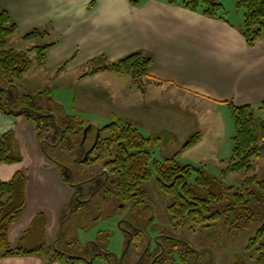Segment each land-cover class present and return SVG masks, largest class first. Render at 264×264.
Listing matches in <instances>:
<instances>
[{"label":"crops","instance_id":"obj_1","mask_svg":"<svg viewBox=\"0 0 264 264\" xmlns=\"http://www.w3.org/2000/svg\"><path fill=\"white\" fill-rule=\"evenodd\" d=\"M3 9L19 27L9 38L10 47L27 50L44 41L54 42L46 50L43 66L53 69L67 64L53 79L71 72L75 73L76 84L101 79L99 84L83 85L75 101L78 106L96 107L102 100L108 119L116 115L106 112L114 106L129 107L135 101L153 96L181 99L201 109L206 121L202 135L197 130L200 136L192 146L198 148L209 136L221 139L220 115H228L224 101L249 104L256 112L264 113L259 109L264 102V37L249 46L240 30L243 21L211 18L163 0H143L139 5H133L130 0H0V10ZM35 29L49 33L25 39ZM136 51L153 58L152 78L147 80L150 90L142 92L132 78V81L128 79L130 76L111 70L82 76L90 69ZM170 115L177 120L180 131L184 125L182 119L178 120L181 113L175 110ZM10 131L14 132L24 158L19 163L1 164L0 180L9 181L22 171L27 181L26 207L19 220L9 227V240L13 247L30 250L44 247L36 253L0 256V264H114L113 260H120L125 252L119 257L116 250L102 247L99 242L95 244L103 252H90L86 247L81 254H73L66 244L56 245L67 221L85 211L70 214L62 223L61 213L74 194L70 180L64 181L60 167L40 153L32 121L23 115H6L0 111V135ZM221 163L224 165L223 160ZM122 222L119 227L123 232L121 240L125 242L133 230ZM89 242L88 247L95 241ZM57 251L63 254H55Z\"/></svg>","mask_w":264,"mask_h":264},{"label":"trees","instance_id":"obj_2","mask_svg":"<svg viewBox=\"0 0 264 264\" xmlns=\"http://www.w3.org/2000/svg\"><path fill=\"white\" fill-rule=\"evenodd\" d=\"M163 1L201 12L211 18L226 19L227 11L220 0ZM130 2L139 5L143 0H130ZM236 3L239 8L245 9L240 30L247 44L252 47L264 37V0H236ZM18 29L9 12L0 10V111L6 115H23L32 121L36 125L39 140H42L44 128L59 133L55 144L64 140L69 134L84 130L88 122L83 121L78 115H60L50 107L39 105L37 99L40 95L51 96L49 86L39 91L36 96L19 91L20 82L33 64L31 53H36L38 63L44 65L46 50L54 45V42L37 45L27 50L15 49L9 46V38ZM48 33L47 30L35 29L26 34L25 39L44 37ZM152 61L150 55L136 51L117 61L90 69L82 76L111 70L130 76L136 86L145 92L147 80L152 78L150 75ZM66 64L62 65L59 71ZM224 102L233 118L235 132L232 137V156L222 169L221 178L209 174L205 164L200 166L181 164L177 158L180 151L165 160L153 158L150 148H153L154 142L160 137L145 136L132 122H111L99 128V139L95 141L96 145L90 153L95 155L94 161L105 159L106 170L105 177L101 181L95 178L96 185L89 193L93 194L109 184L104 191L106 196L117 195L124 201H132L135 206L144 205L148 196L146 182L154 178L158 188L172 198L168 210L178 226L210 227L223 223L231 231L252 226L262 212L264 180L257 174H252L245 176L239 186L226 187L223 179L242 170L249 171L252 160L260 156L261 144L264 145V119H256V111L252 105H237L233 101ZM259 109L264 110V102ZM198 137L199 133L189 140L183 149L193 146ZM16 141L12 131L0 135V166L3 163L12 164L21 161L22 155L15 147ZM90 154L86 161L90 160ZM64 175L69 181L65 172ZM26 181L27 176L22 171L16 172L9 181L0 180V256L36 253L44 247L39 246L31 250L21 246L13 247L9 240V227L19 220L26 207ZM81 196L84 197L80 195L76 186L71 202L61 213L62 223L70 214L80 213L86 209L87 200L83 201ZM263 236L264 223L248 245L249 250L255 248L258 252L255 264H264V243L261 242ZM92 244L89 247L90 252L93 251ZM183 260L188 261V258L184 257ZM234 264L246 263L240 259Z\"/></svg>","mask_w":264,"mask_h":264},{"label":"rangeland","instance_id":"obj_3","mask_svg":"<svg viewBox=\"0 0 264 264\" xmlns=\"http://www.w3.org/2000/svg\"><path fill=\"white\" fill-rule=\"evenodd\" d=\"M220 1L225 7L226 17L230 21L235 23L244 21L245 9L243 7L239 8L236 0ZM44 42L41 44H45ZM31 58L33 59V66L20 82L19 91L36 96L39 91L49 86L51 96L40 95L37 99L39 105L50 107L60 115L77 114L88 124L94 123L97 125L88 131L86 137L84 130L81 129L77 133L69 134L64 140L55 144L54 142L59 138V133L44 128V130L42 129V140H38L40 153L60 167L62 178L67 182L68 179L65 177L64 172L66 173L73 189L77 184H82L83 196L88 199L85 213L83 215L75 214L70 222L67 221V227L62 232L61 238L56 242L57 246L63 247L66 244L68 246L66 249L69 252L81 254L84 248H89V241L92 240L96 244L99 242L102 247L105 245L109 249L116 250L119 257L126 252L125 262L128 264H136L139 260V254L150 243V250L153 253L159 251L160 244L166 247L167 252L161 261L162 264H234L240 259L246 264L256 263L255 258L258 252L255 248L249 250L248 245L264 223V202L258 220L252 226L238 231H231L223 223L210 227L201 225H196L194 228L189 225L178 226L168 210L172 198L158 188L154 178L146 182L148 196L144 205L135 206L132 201H124L117 195L110 194L106 196L104 191L109 184L96 190L93 194L89 193L90 189L96 185L95 178L101 181L105 177L104 171L106 168L105 159L94 161L95 155L90 154V160L86 161V153L96 141L97 129L113 121L137 123L136 125L145 136L160 137L154 142L153 148H150L153 158L165 160L182 151L177 157L181 164L200 166L203 162L209 174L221 178L222 169L230 160L233 151L232 137L235 127L229 108L227 117L226 114L224 116L220 115V121H222L220 126L223 130L221 139H218L217 136L216 138L209 136L208 140L198 148L191 146L183 149V146L189 140L196 137L197 130L202 135L204 126L206 127V121L200 112L201 109L197 110L195 106H189L181 99L177 100L170 96H166V98L164 96L160 98L153 96L145 101H135L129 107L119 106L115 108L114 106L107 109V113H116L114 117L108 119V115L105 114V109L102 107V100L97 102L96 107L78 106V102L75 101V97L78 98L83 85L99 84L100 78L76 84L74 82L75 73L71 72L53 79L58 74L59 67L50 69L40 65L36 53H31ZM128 79L132 81L131 77ZM151 88L148 84L146 85L147 90ZM175 110L181 113L178 120L182 119L184 124L180 131L177 127V120L170 115ZM261 118L264 119V113L261 111L256 112V119L260 120ZM91 119L94 120L90 122ZM33 125L37 130L36 125L34 123ZM216 135L219 134L216 133ZM15 147L22 155L21 161H23L24 156L18 141H16ZM261 147V154L252 160L249 171L242 170L223 179V184L226 187L239 186L245 176L252 174H257L264 180L263 143ZM222 160L224 165H221ZM41 218L44 219V217ZM119 222L128 224L127 226L135 234L130 246L128 245L129 237L125 242L121 240L123 232L120 230ZM40 223H42V220H40ZM132 223L134 227H132ZM261 242L264 243V236ZM94 243L91 248H93V251L95 250V253L104 251L103 248H98ZM137 243L138 245L140 243V247L136 245ZM184 257L188 258V261H184Z\"/></svg>","mask_w":264,"mask_h":264},{"label":"flooded vegetation","instance_id":"obj_4","mask_svg":"<svg viewBox=\"0 0 264 264\" xmlns=\"http://www.w3.org/2000/svg\"><path fill=\"white\" fill-rule=\"evenodd\" d=\"M82 186H83L82 184H77L80 195H83V193H84L83 190L81 189ZM81 199H83V201L87 200L82 196H81ZM134 237H135V234L133 233V231L132 232L130 231V235H129L130 245L133 242ZM159 244H158V246H159ZM150 246H151V243L149 244V246L143 248L142 252L138 256L139 260L136 264H162L161 261L164 259V256L167 252L166 247L163 246L162 244H160L161 247H160L159 251L157 253H153L150 250ZM139 247H140V243H139ZM126 255H127V253L125 252L123 257L120 260L115 259L114 264H126V262H125Z\"/></svg>","mask_w":264,"mask_h":264},{"label":"water","instance_id":"obj_5","mask_svg":"<svg viewBox=\"0 0 264 264\" xmlns=\"http://www.w3.org/2000/svg\"><path fill=\"white\" fill-rule=\"evenodd\" d=\"M93 126H97L96 124L94 123H89L86 128L84 129V135L85 137L87 136V133L88 131L93 127ZM99 136H100V131L99 129H97V138H96V142L98 141L99 139ZM96 144H93V146L89 149V151L86 153V157L85 159H87L88 155L91 153V151L93 150V148L95 147Z\"/></svg>","mask_w":264,"mask_h":264}]
</instances>
